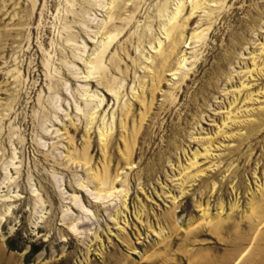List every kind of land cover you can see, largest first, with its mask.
Segmentation results:
<instances>
[{"label": "rangeland", "instance_id": "374dc122", "mask_svg": "<svg viewBox=\"0 0 264 264\" xmlns=\"http://www.w3.org/2000/svg\"><path fill=\"white\" fill-rule=\"evenodd\" d=\"M0 264H264V0H0Z\"/></svg>", "mask_w": 264, "mask_h": 264}, {"label": "bare ground", "instance_id": "6f19581e", "mask_svg": "<svg viewBox=\"0 0 264 264\" xmlns=\"http://www.w3.org/2000/svg\"><path fill=\"white\" fill-rule=\"evenodd\" d=\"M198 3L196 2L195 3V6H194V8L195 9H198L199 8V6H200V4L199 5H197ZM181 12H182V10H181V7H178L177 8V10H176V12L173 14V17L171 18V20L169 21V23L168 24H166L165 25V31H166V34H167V36L168 37H173L174 36V34H177L179 31L177 30V28L176 27H171L170 25L172 24V21H174V20H176V18L178 17V15H180L181 14ZM175 43V42H174ZM173 43V44H174ZM176 44V43H175ZM232 46V45H231ZM160 49H162V47H160ZM90 73V72H89ZM120 89V88H119ZM109 91H111V92H114V94L116 95V99H118V97H119V93L118 92H116L115 91V88L113 87L112 88V86H110V89H108ZM118 91V90H117ZM120 99V98H119ZM104 98L102 99V100H100V106H102L103 105V103H104ZM100 106H95V107H93L92 108V110L91 111H93V113H91V116L89 117V121H90V123L91 122H93L95 119H96V115H97V112H94V111H96ZM123 111V110H122ZM90 112V111H89ZM128 111H126L125 112V115H127L128 116ZM105 122V121H104ZM89 123V124H90ZM103 123V122H102ZM123 124V123H122ZM104 125V124H103ZM105 126V125H104ZM92 129V128H91ZM100 132H101V135H102V137L103 138H105V139H107L108 138V136L112 133V131H113V128H112V126L111 127H108V128H106V127H103V128H100V130H99ZM104 140V139H103ZM86 162V161H85Z\"/></svg>", "mask_w": 264, "mask_h": 264}]
</instances>
